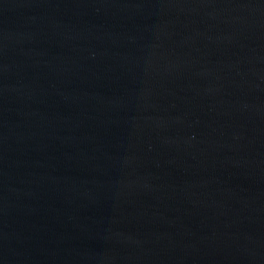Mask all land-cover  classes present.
<instances>
[{
    "label": "water",
    "instance_id": "water-1",
    "mask_svg": "<svg viewBox=\"0 0 264 264\" xmlns=\"http://www.w3.org/2000/svg\"><path fill=\"white\" fill-rule=\"evenodd\" d=\"M0 264H264V0H0Z\"/></svg>",
    "mask_w": 264,
    "mask_h": 264
}]
</instances>
